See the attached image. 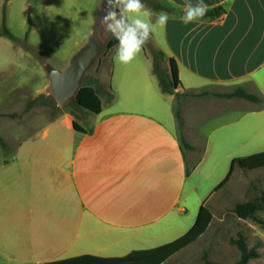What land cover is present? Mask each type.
Here are the masks:
<instances>
[{
	"label": "crops",
	"instance_id": "crops-1",
	"mask_svg": "<svg viewBox=\"0 0 264 264\" xmlns=\"http://www.w3.org/2000/svg\"><path fill=\"white\" fill-rule=\"evenodd\" d=\"M165 1L180 10L198 2ZM203 2L226 13L189 24L168 13L152 34L177 63L179 89L242 86L264 99V0ZM116 48L109 82L97 88L102 111L65 112L1 163L0 264L121 257L171 243L195 226L235 158L264 151V104L240 97L227 98L224 115L204 126L199 154L187 138L195 149L184 150L175 96L160 91L145 49L121 65Z\"/></svg>",
	"mask_w": 264,
	"mask_h": 264
},
{
	"label": "rangeland",
	"instance_id": "rangeland-1",
	"mask_svg": "<svg viewBox=\"0 0 264 264\" xmlns=\"http://www.w3.org/2000/svg\"><path fill=\"white\" fill-rule=\"evenodd\" d=\"M148 1L142 0L151 9ZM4 3L5 0H0V31ZM6 4L7 27L17 40L0 35V165L13 158L18 144L47 122L65 112L76 116L85 113L73 102L65 107L58 105L48 90L44 63H50L57 69L68 65L71 56L89 38L103 0H8ZM28 13L33 27L25 41ZM104 33L107 39L112 37L105 29ZM112 54L113 50H105L86 74L99 91L100 82L104 85L109 82ZM147 56L153 66L151 56ZM162 66L167 67L168 62ZM180 89L181 95L174 100V110H179L181 115L178 127L185 138L198 145L199 154L204 143V126L210 128L224 115L220 113L226 108L224 105L232 102L216 94L231 88L214 85L201 93ZM263 192L264 169L252 171L235 167L227 181L208 200L207 206L213 213L208 230L164 264H205L204 254L213 261L233 264L240 251L231 239L238 238L239 234L245 236L249 248L256 247L260 253L248 264H264V226L254 220L240 218L234 212L236 204L252 201ZM258 215L264 219V210Z\"/></svg>",
	"mask_w": 264,
	"mask_h": 264
},
{
	"label": "trees",
	"instance_id": "trees-1",
	"mask_svg": "<svg viewBox=\"0 0 264 264\" xmlns=\"http://www.w3.org/2000/svg\"><path fill=\"white\" fill-rule=\"evenodd\" d=\"M7 1L8 0H5V3L3 5L2 30L0 31V35L6 36L12 40H17V37H15V35L11 33L7 27V17H6ZM148 2H149V7L153 11L156 12L163 11L166 13H171L173 15H183V10L171 6L165 0H161V1L149 0ZM225 13L226 10L222 6H219L213 9H209L207 14L203 18L216 19L223 16ZM27 18H28V29L24 37L25 41L28 40L33 27L30 13H28ZM117 46H118V41L112 36L107 40L105 50L106 51L113 50ZM144 49L146 50V53L150 55L153 60L152 73L156 76L158 80L160 91L164 95H174L176 98H179L181 94L179 93L178 89L182 88L183 84L179 77V71L175 59L171 57L168 58L163 50L157 48L154 44L152 37H150L148 43L144 46ZM166 61L168 62V66L167 67L162 66V64ZM216 95L225 98L240 97L255 103L264 104L263 98L255 94L249 93L242 86L236 87L231 92L217 93ZM114 98L115 96L111 95L109 99L113 101ZM72 102L78 109L81 110L86 109L91 113H95V114H98L102 111L103 105L100 94L97 90V87L95 86V82L87 79V75L85 76L83 85L79 90L77 98L72 100L71 103ZM74 116L75 118H77L76 115ZM175 117L178 122V125H180L181 115L179 110H175ZM74 128L80 133H86V130L79 124L77 120H74ZM180 140H181L182 148L184 150L195 149V147H193L185 139V137L181 134V132H180ZM237 166L252 171L264 169V151L248 156L235 158L232 162L230 175ZM189 172L190 169L187 170V173ZM230 175L228 176V178L230 177ZM222 185H220L218 189ZM263 210H264V192L262 193V195L256 197L254 200L245 203H238L234 207V212L238 217L243 219L254 220L257 223L264 226V219L259 217L258 215ZM212 219H213L212 211L207 205H203L198 214L195 226L184 236L178 238L177 240L171 243L153 249L135 250L130 254L121 257L107 258V257H99L95 255H83L75 258H69V259L47 262L42 264H163L170 257H172L176 253L180 252L181 250L187 248L188 246L196 242L208 230ZM231 242L234 243L238 248V250L240 251L239 258L233 264H248L251 259L260 256V253L258 252L256 247L249 248L248 243L243 234H239L238 238H232ZM202 258L205 264H224L221 262L211 260L207 254H204Z\"/></svg>",
	"mask_w": 264,
	"mask_h": 264
},
{
	"label": "clouds",
	"instance_id": "clouds-1",
	"mask_svg": "<svg viewBox=\"0 0 264 264\" xmlns=\"http://www.w3.org/2000/svg\"><path fill=\"white\" fill-rule=\"evenodd\" d=\"M208 10L209 6L203 0L196 4L186 2L180 19L189 24L205 17ZM153 15L142 0H106L100 23L118 41L114 56L117 63L127 65L133 62L157 28L166 27L168 13L155 14L154 22Z\"/></svg>",
	"mask_w": 264,
	"mask_h": 264
},
{
	"label": "water",
	"instance_id": "water-1",
	"mask_svg": "<svg viewBox=\"0 0 264 264\" xmlns=\"http://www.w3.org/2000/svg\"><path fill=\"white\" fill-rule=\"evenodd\" d=\"M106 0H103L99 17L87 41L73 54L64 69H57L45 62L44 68L48 76V90L60 107H65L77 98L85 76L103 55L107 38L105 26L100 23Z\"/></svg>",
	"mask_w": 264,
	"mask_h": 264
}]
</instances>
